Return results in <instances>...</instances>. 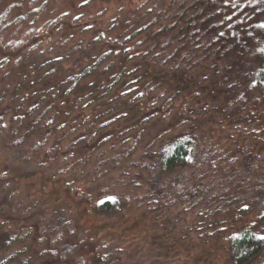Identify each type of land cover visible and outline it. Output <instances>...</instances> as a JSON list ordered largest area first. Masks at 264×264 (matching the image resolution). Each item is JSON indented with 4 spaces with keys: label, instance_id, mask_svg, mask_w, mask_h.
I'll use <instances>...</instances> for the list:
<instances>
[{
    "label": "trees",
    "instance_id": "obj_1",
    "mask_svg": "<svg viewBox=\"0 0 264 264\" xmlns=\"http://www.w3.org/2000/svg\"><path fill=\"white\" fill-rule=\"evenodd\" d=\"M120 1L0 0V264H118L93 219L119 209L99 196L108 136L130 143L124 161L157 197L186 207L204 184L177 179L208 138L197 118L182 128L184 113L201 101L191 111L217 134L251 121L264 134V0ZM27 185L39 199L18 195ZM228 249L227 262L250 264L264 237L248 228Z\"/></svg>",
    "mask_w": 264,
    "mask_h": 264
},
{
    "label": "rangeland",
    "instance_id": "obj_2",
    "mask_svg": "<svg viewBox=\"0 0 264 264\" xmlns=\"http://www.w3.org/2000/svg\"><path fill=\"white\" fill-rule=\"evenodd\" d=\"M144 1L127 0V9H134ZM121 5L124 0L118 3ZM184 102L179 98L174 106L178 108ZM201 107L204 104L200 101L191 108ZM191 108L182 115V128L189 127L197 118L195 123L206 133L208 144L202 164L196 163L192 173L177 179L185 181L186 177H191L204 184L193 195L197 202H190L186 207L184 204L174 206V201L165 203L164 198L157 197L149 184L146 185L147 177L136 169V159L124 161L130 143L122 147L121 142L112 143L108 135L100 142L95 159H100V169L108 171L104 177L107 184L99 196L117 199L119 209L114 215L93 219L97 220L99 233L103 234L99 245L108 244L102 252L112 253L109 256L115 263L145 264L171 257L174 264H230L226 259L228 246L242 230L254 227L264 237V134L255 133L262 128L252 121L243 123L242 127H248V131L235 127L229 132L233 137L227 139V127L217 134L213 120L208 119L202 125L198 111L193 112ZM166 180L171 184L173 197L180 183L174 182V175ZM29 188V185L27 188L19 186L18 195L26 193L28 200L39 199L38 193L31 194ZM173 240L177 247L174 257L173 251L169 252L172 250L169 243L173 244ZM263 254L250 264H261ZM105 255L99 254V258L109 264ZM165 262L168 264L169 260Z\"/></svg>",
    "mask_w": 264,
    "mask_h": 264
}]
</instances>
